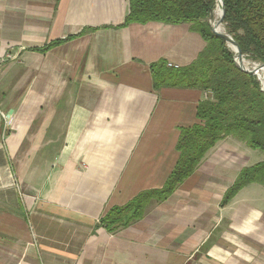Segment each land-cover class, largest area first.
<instances>
[{
    "label": "crops",
    "instance_id": "1",
    "mask_svg": "<svg viewBox=\"0 0 264 264\" xmlns=\"http://www.w3.org/2000/svg\"><path fill=\"white\" fill-rule=\"evenodd\" d=\"M128 13L129 0H0V57L16 55L0 72V264H264V187L222 204L264 155L231 138L139 221L97 227L165 185L180 129L209 98L156 91L150 73L190 65L198 33L120 27Z\"/></svg>",
    "mask_w": 264,
    "mask_h": 264
},
{
    "label": "trees",
    "instance_id": "2",
    "mask_svg": "<svg viewBox=\"0 0 264 264\" xmlns=\"http://www.w3.org/2000/svg\"><path fill=\"white\" fill-rule=\"evenodd\" d=\"M225 31L252 62L264 64V0H222ZM216 0H129V13L120 27L157 22L189 24L205 42L204 49L188 66L173 68L160 60L150 66L154 90L163 88L209 93L198 103L197 123L180 129L178 158L165 185L145 191L122 207L110 209L98 228L115 233L139 221L147 206L166 200L199 167L206 154L227 138L264 154V92L257 77L240 70L234 54L208 23ZM220 9L217 19L220 18ZM217 31V30H216ZM249 184L264 187V161L243 168L226 191L228 203Z\"/></svg>",
    "mask_w": 264,
    "mask_h": 264
},
{
    "label": "water",
    "instance_id": "3",
    "mask_svg": "<svg viewBox=\"0 0 264 264\" xmlns=\"http://www.w3.org/2000/svg\"><path fill=\"white\" fill-rule=\"evenodd\" d=\"M219 7L220 9V12H221V16L219 18V20L217 21L216 25L213 26L211 25V20H212V15H213V12L211 13V16L208 20V23L210 25V28L212 30V32L220 37L221 39L224 40V42L226 43L227 47L233 52L234 56V62L236 64V66L242 70L243 72H246L248 74H251V75H254L257 77L258 81L260 82V79L258 77V72L263 70L264 69V64H252L251 66H249V63H248V66H244L243 62L246 60L244 59V57L242 56L240 50H239V47L238 45L236 44V42L232 39V37L230 35H228L224 29V32H218L216 31V27L218 26H221L223 24V21H224V6H223V3H222V0H216V8ZM215 8V9H216ZM260 86H261V91L264 92V89L262 88V84L260 82Z\"/></svg>",
    "mask_w": 264,
    "mask_h": 264
},
{
    "label": "bare ground",
    "instance_id": "4",
    "mask_svg": "<svg viewBox=\"0 0 264 264\" xmlns=\"http://www.w3.org/2000/svg\"><path fill=\"white\" fill-rule=\"evenodd\" d=\"M218 10H219V7H217L215 10H214V12H213V16H212V20H211V25H213V26H215L216 25V23H217V21L219 20V19H217V13H218ZM221 16V15H220ZM216 30L218 31V32H224V28H223V25H221V26H218V27H216ZM243 64H244V66H248V62H243ZM261 76H262V80L260 81L261 82V84H262V88L264 89V69L263 70H261V71H259L258 72Z\"/></svg>",
    "mask_w": 264,
    "mask_h": 264
},
{
    "label": "built area",
    "instance_id": "5",
    "mask_svg": "<svg viewBox=\"0 0 264 264\" xmlns=\"http://www.w3.org/2000/svg\"><path fill=\"white\" fill-rule=\"evenodd\" d=\"M15 59H16V55H10V54L0 57V72L2 71V69L7 63L12 62Z\"/></svg>",
    "mask_w": 264,
    "mask_h": 264
},
{
    "label": "rangeland",
    "instance_id": "6",
    "mask_svg": "<svg viewBox=\"0 0 264 264\" xmlns=\"http://www.w3.org/2000/svg\"><path fill=\"white\" fill-rule=\"evenodd\" d=\"M215 10V9H214ZM213 16V15H212ZM223 25V24H222ZM223 28H224V25H223ZM225 29V28H224ZM244 57V56H243ZM245 60H246V62H248L249 63V66H251L252 64H254V63H256V64H261V63H258V62H252L251 60H249V59H247V58H244ZM258 77H259V79H260V81L262 80V76L258 73ZM206 93V92H205ZM207 94H209V93H207ZM209 96H210V94H209ZM249 150V149H248ZM256 153H258V155H261V156H263L264 154H262V152L260 153V152H256Z\"/></svg>",
    "mask_w": 264,
    "mask_h": 264
}]
</instances>
